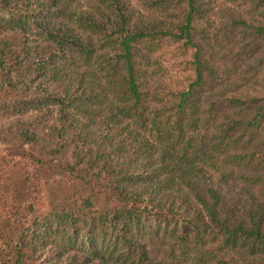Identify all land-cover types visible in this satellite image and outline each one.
<instances>
[{
  "label": "trees",
  "instance_id": "obj_1",
  "mask_svg": "<svg viewBox=\"0 0 264 264\" xmlns=\"http://www.w3.org/2000/svg\"><path fill=\"white\" fill-rule=\"evenodd\" d=\"M0 264H264V0H0Z\"/></svg>",
  "mask_w": 264,
  "mask_h": 264
},
{
  "label": "rangeland",
  "instance_id": "obj_2",
  "mask_svg": "<svg viewBox=\"0 0 264 264\" xmlns=\"http://www.w3.org/2000/svg\"><path fill=\"white\" fill-rule=\"evenodd\" d=\"M45 135H46L45 140H48V138H47V134H45Z\"/></svg>",
  "mask_w": 264,
  "mask_h": 264
}]
</instances>
